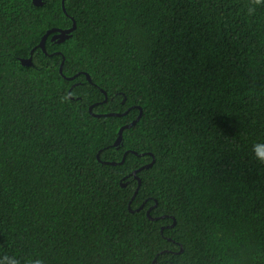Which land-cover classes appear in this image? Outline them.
<instances>
[{"label":"trees","instance_id":"1","mask_svg":"<svg viewBox=\"0 0 264 264\" xmlns=\"http://www.w3.org/2000/svg\"><path fill=\"white\" fill-rule=\"evenodd\" d=\"M43 1L0 0V258L264 264V4Z\"/></svg>","mask_w":264,"mask_h":264},{"label":"water","instance_id":"2","mask_svg":"<svg viewBox=\"0 0 264 264\" xmlns=\"http://www.w3.org/2000/svg\"><path fill=\"white\" fill-rule=\"evenodd\" d=\"M33 1H34V3L37 4V5H42V4L44 3L43 0H33ZM63 9L66 11L65 0H63ZM76 25H77V23H76V21L74 20V23H73V25H72L70 28L63 29V28L55 27V28H52V29L48 30V31L45 33V35L43 36V38L41 39V42L39 43V46H40L44 51H46V40H47L49 34H51V33H53V32H54V34H53V36H52V39H59L60 41H64V40H66L67 38H69L71 32L75 29ZM32 53H33V51H32ZM21 61H22L23 64L30 65V64L33 63V56L31 55L29 58H22ZM63 63H64V60H63V62L61 63V66H60V72H61V73H63ZM87 76L89 77V74H88ZM74 77H75V76H71V77H68V78L73 79ZM89 78H90V77H89ZM105 94H106V100H107V93L105 92ZM92 107H93V106H90V110H91V112H93V111H92ZM94 114H95L96 116H101V115H102V114H97V113H94ZM106 114H107V115H117V116H120V115H122L123 113L110 112V113H106ZM141 115H142V109H141V112H140L139 116L137 117V119L133 120V121L130 122L129 124L123 125V126L120 128V130H119V135H118V137H117V139H116L114 145H118V144L122 141V139H123V132H124V129L129 128V127H131L132 125H134V124L138 121V119H140ZM134 152H135V151H134ZM135 153H137V152H135ZM126 154H127V152L125 153L123 159H122L120 162H117V161H105V162H106V163H110V164L123 163V162L125 161ZM154 161H155V158L153 159L152 162H150V163H148V164H146V165L140 167L139 169H137V170H135V171L133 172V173L135 174L136 178H137L138 181H139L138 188H139L140 185H141V180H140L139 176L137 175V171H139V170H141V169H143V168H146V167H150V166L154 163ZM142 207H143V204L140 206V208H142ZM140 208H138V209H140ZM148 215H149L150 218H152V219L154 218V217H152V216L150 215V209L148 210ZM155 219H156V218H155ZM175 223H176V220L174 219V223H173V225H174Z\"/></svg>","mask_w":264,"mask_h":264},{"label":"clouds","instance_id":"3","mask_svg":"<svg viewBox=\"0 0 264 264\" xmlns=\"http://www.w3.org/2000/svg\"><path fill=\"white\" fill-rule=\"evenodd\" d=\"M254 3L257 5L264 4V0H254ZM255 11L253 7H249L248 12L252 14ZM254 158L264 163V143H257L253 148ZM0 264H21V261L15 257H3L0 258ZM23 264H45L43 259L39 258H26L23 261Z\"/></svg>","mask_w":264,"mask_h":264}]
</instances>
